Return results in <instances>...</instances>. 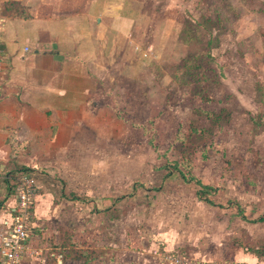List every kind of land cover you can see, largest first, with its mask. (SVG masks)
<instances>
[{"label": "rangeland", "instance_id": "rangeland-1", "mask_svg": "<svg viewBox=\"0 0 264 264\" xmlns=\"http://www.w3.org/2000/svg\"><path fill=\"white\" fill-rule=\"evenodd\" d=\"M132 1L127 10L143 11L144 78L114 79L96 109L65 111L7 163L15 177L40 168L51 194V218L35 233L66 264H172L162 234L193 263L219 261L200 243L219 239L227 261L234 251L264 262V221H251L264 214V0ZM167 160L214 186L223 206L198 199L177 171L163 177Z\"/></svg>", "mask_w": 264, "mask_h": 264}, {"label": "crops", "instance_id": "crops-1", "mask_svg": "<svg viewBox=\"0 0 264 264\" xmlns=\"http://www.w3.org/2000/svg\"><path fill=\"white\" fill-rule=\"evenodd\" d=\"M130 3L134 4L132 0H0V234L12 222L15 203L6 182L14 165L7 163L18 159L24 145L31 146L40 134L47 137L50 125H62L65 111L96 109L101 97L115 89L114 79L144 78L139 59L148 53L135 39L143 11L132 6L130 12L126 9ZM149 29L144 26L146 33ZM51 204V194L39 185L32 236L21 264H33L39 258L49 264L48 255L55 254L56 264H66L49 248L44 232L35 233L51 218ZM160 238L164 259L180 254L178 238L166 234ZM196 240L187 242L190 254L196 251ZM200 243L204 256L227 261L223 240L209 246L206 241ZM220 246L222 253L212 259V251ZM41 252L44 255L37 257ZM229 257L234 262L264 264L250 253L233 251Z\"/></svg>", "mask_w": 264, "mask_h": 264}, {"label": "built area", "instance_id": "built-area-1", "mask_svg": "<svg viewBox=\"0 0 264 264\" xmlns=\"http://www.w3.org/2000/svg\"><path fill=\"white\" fill-rule=\"evenodd\" d=\"M3 21L0 17V33ZM28 48L25 47V50ZM2 56L0 54V67ZM37 168L24 170L15 177L13 195L12 222L3 233L0 234V264H21L27 251V245L31 237L33 209L35 197L39 188L38 179L41 175ZM185 257V258H184ZM172 264H245L234 261L209 262L194 260L183 255L169 256L167 258Z\"/></svg>", "mask_w": 264, "mask_h": 264}, {"label": "trees", "instance_id": "trees-1", "mask_svg": "<svg viewBox=\"0 0 264 264\" xmlns=\"http://www.w3.org/2000/svg\"><path fill=\"white\" fill-rule=\"evenodd\" d=\"M179 162L177 161H166L162 167L165 169V174L163 177H169L172 175V173H174L175 171H177V173L179 174V176L182 178V180H184L185 182H194L195 184L198 185V188L196 190V196L198 197V199L203 200L213 206H219L222 207L223 204L222 203H215L214 199L210 196L211 193H213L216 189L214 186L210 185V184H205L202 183L199 179L195 178L193 175L190 174V171L187 169L186 171H183L180 167H179ZM28 168L23 167L22 166V170H27ZM8 179L6 180L7 182V191L8 193H12L13 189H14V185H15V175L11 176L10 172L8 174ZM14 177V180L11 182L10 179H12ZM227 203L229 204H233V206H235L238 209V215L240 214V216H245V214L243 213L242 208L240 207V205L238 204L237 201H234L232 199H228ZM253 222H261L264 221V214L259 215L257 218L251 220Z\"/></svg>", "mask_w": 264, "mask_h": 264}]
</instances>
